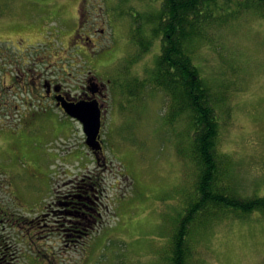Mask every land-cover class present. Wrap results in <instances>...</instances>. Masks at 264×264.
I'll return each mask as SVG.
<instances>
[{
  "label": "rangeland",
  "instance_id": "1",
  "mask_svg": "<svg viewBox=\"0 0 264 264\" xmlns=\"http://www.w3.org/2000/svg\"><path fill=\"white\" fill-rule=\"evenodd\" d=\"M81 1L0 0V68L20 53L27 58L37 51L52 55L40 69L64 67L85 75L97 67L98 73L112 77L116 73L118 79L124 75L129 81L124 92L120 84L111 90L116 99L105 106L100 156L105 168L85 146L78 122L49 102L32 100L27 92L24 96L33 104L23 105L26 100L19 98L17 86L8 92L10 111L0 113V206L17 219H28L50 204L54 191L66 181L92 176L102 189L101 218L87 240L66 248L57 233L39 241L40 251L25 240L15 247L19 254L15 264H162L166 227L186 196L192 172L187 142L176 137L183 123L168 125L163 94L134 84L137 78L144 79L160 45L155 40L149 52L140 54L132 41L136 24L130 17L152 12L159 3ZM79 2L93 16L89 28L96 29V49L113 52V60H98L104 65L92 64L79 52L89 55L88 50L72 49L69 43ZM195 63L215 89L217 113L223 121L228 117L222 123L220 150L234 161L239 192L245 197L263 196L264 18L245 11L230 24L212 29L195 54ZM8 66L4 68L10 75L14 71ZM214 226L210 236L195 234L193 264H264L263 214L254 212L245 219L229 216ZM7 235L16 242L21 233L10 230Z\"/></svg>",
  "mask_w": 264,
  "mask_h": 264
},
{
  "label": "trees",
  "instance_id": "2",
  "mask_svg": "<svg viewBox=\"0 0 264 264\" xmlns=\"http://www.w3.org/2000/svg\"><path fill=\"white\" fill-rule=\"evenodd\" d=\"M155 1L159 3L156 10L130 17L136 24L132 41L140 54L149 52L155 40L160 45L152 67L146 68L144 79L137 78L134 84L135 88L163 94L168 125L183 123L176 137L179 141L182 136L187 142L192 178L188 179L190 184L186 182V196L181 198L179 210L166 227V251L161 261L193 264L196 233L210 236L213 226L229 216L245 219L254 212L264 215V195L243 196L233 171L234 161L221 153L222 123L228 117L223 121L217 113L215 89L195 63V54L212 29L230 24L245 11L264 18V0ZM118 80L122 92L127 90L128 79L123 75L114 81L116 85Z\"/></svg>",
  "mask_w": 264,
  "mask_h": 264
},
{
  "label": "flooded vegetation",
  "instance_id": "3",
  "mask_svg": "<svg viewBox=\"0 0 264 264\" xmlns=\"http://www.w3.org/2000/svg\"><path fill=\"white\" fill-rule=\"evenodd\" d=\"M84 1L86 4L87 0ZM81 2L84 3L83 0ZM81 2L76 7L75 16H72L71 21H75L76 28L69 43L72 45V49L82 50L81 48H83L88 50L89 55L85 52H79L93 61L92 64L104 65L98 60H113L114 55H111L113 52L104 53L103 50L96 49L99 42L96 37L97 32L96 29L91 30L89 28L93 22V16L89 10L83 8L84 5ZM105 16L107 23H109L111 19L106 14ZM102 31L100 30L101 33ZM29 39L31 40V36ZM31 42L29 43L31 44ZM30 47L34 48V45ZM24 49L26 50V47ZM31 54L25 58V55L20 53L12 60L3 62L0 71H4L5 74L0 77V113L5 114L10 111L8 92L13 91V86H17L21 90L19 98L22 102L26 100L23 105L33 104L25 98L24 94L27 92L28 97L34 98L32 100L49 102L61 112V108L57 106V98L71 103L96 100L101 106L103 126L106 103L116 99L111 94L114 88H118V85L121 84L120 80H118L117 86L114 82L118 79V75L114 73L112 77L104 71L98 73L97 67L89 69L85 75L74 74L64 67L53 69L52 66L51 68L40 69L38 66L47 59H51L52 55H41L37 51ZM7 66L12 68L11 71H14V73L9 72L11 76L5 71L6 68L4 67ZM17 109L18 106L15 110ZM102 147V152L95 156V161L99 167L105 168L106 165L100 157L104 153V145ZM101 196L102 189L98 179L92 176H84L80 179L66 181L59 191H54L50 204L39 209L34 216L24 219L22 222L6 207L0 206V264H15L19 257L15 247L25 240L35 251H40L42 246L39 243L40 240L57 233L60 234L66 248L70 244L77 246L76 243L79 241L82 243L87 240L101 218ZM10 230L21 233V236L16 238L19 241L13 242L10 235H7ZM27 243L25 244L28 245ZM52 258L48 257L47 261H54Z\"/></svg>",
  "mask_w": 264,
  "mask_h": 264
},
{
  "label": "water",
  "instance_id": "4",
  "mask_svg": "<svg viewBox=\"0 0 264 264\" xmlns=\"http://www.w3.org/2000/svg\"><path fill=\"white\" fill-rule=\"evenodd\" d=\"M57 106L61 107L64 113L77 120L85 136V145L97 155L102 151L100 140L101 130V107L96 100L80 101L71 103L57 98Z\"/></svg>",
  "mask_w": 264,
  "mask_h": 264
}]
</instances>
